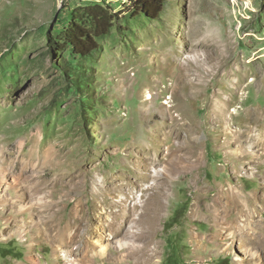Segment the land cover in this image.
Returning <instances> with one entry per match:
<instances>
[{
  "label": "rangeland",
  "instance_id": "obj_1",
  "mask_svg": "<svg viewBox=\"0 0 264 264\" xmlns=\"http://www.w3.org/2000/svg\"><path fill=\"white\" fill-rule=\"evenodd\" d=\"M93 4L112 26L76 55L65 30ZM196 55L191 91L173 63ZM186 139L200 161L154 213L138 177ZM0 164V264H264V0H165L156 18L129 0H0ZM227 189L259 225L229 231L235 210L212 208Z\"/></svg>",
  "mask_w": 264,
  "mask_h": 264
},
{
  "label": "bare ground",
  "instance_id": "obj_2",
  "mask_svg": "<svg viewBox=\"0 0 264 264\" xmlns=\"http://www.w3.org/2000/svg\"><path fill=\"white\" fill-rule=\"evenodd\" d=\"M198 41L199 42H197V44L199 46H201V47H206L207 44H209V43H207L208 42L207 39H202L201 41L200 40H198ZM221 42H222L221 40L218 42L219 46H220ZM173 65H176L179 68L178 70L180 72L181 80H183V82L185 84L189 85L190 90L193 91L194 90L193 86L195 85V83L193 85V83H191L192 81L189 82L190 81L189 80V75H190V72L193 70L192 68L195 65L202 66V63L199 61L198 55H196L194 58H186V60L184 62H179L178 63V61L175 60ZM199 69H200V67H199ZM236 71H238V73ZM236 71L235 72L237 74L240 73V75H241V77L236 82H234L235 86L233 87V89L236 87V91H237L239 89V86H240V81H242L243 78H244V73H243V71L241 69H236ZM194 74H196V73H194ZM200 74L201 73L198 72L196 76H199ZM232 91H234V90H232ZM152 96L153 95L151 94V92L147 91L146 99H151ZM233 100H234V93L233 94H229V96L226 98L225 101H223V103L216 102L215 105H214V110L216 112V115L218 117L222 116V114L226 111L228 105L231 102H233ZM171 106L172 105H169V107H168L169 110H170ZM169 110H167V112H165L166 116H168L170 118V120L172 119V121L175 123V120L178 117L175 118L173 114L171 115V112ZM183 112H185V111H183ZM185 113H187V112H185ZM184 118H185L184 116L182 118H180V119L183 120V121L181 120L183 123L181 122L180 126L183 125V126H188V128H190L191 124H189L188 122H185ZM247 129L243 130L242 132H238V135L240 137H244L248 133ZM187 133H189V132H187ZM186 141H188V140L187 139L185 140V143L183 144V147H182V151H184V152L173 153L172 151H169L168 155L166 154L167 158H165V161H166L167 164L163 165L160 169H157L158 163L156 162V160L153 159V157H151L150 158L151 165H152V163H154L155 165H153L152 168L149 170V174L147 173L145 175H139V177H138L140 179V181L142 180V181L145 182L143 190L151 191L150 194L148 193L149 195H152V196L155 195L154 201H153V198H152L149 202L145 200L146 202H144V204H143V206H146L147 208L153 207L152 210H154V213L158 212L160 203H162V202H160L161 199H162L161 197L163 196V192H164L165 187H167V185H168L167 183H168V178L170 177V175L174 171L179 170L180 168L198 164L199 161H200V157H201L200 155L201 154L200 155L197 154L198 153L197 149H191V147H188ZM188 144H190V143H188ZM189 146H191V145H189ZM153 147H154V144H153ZM190 155L191 156L193 155V157L195 156L194 160L193 159L190 160V157H189ZM143 160H144V162H140V160H139V164L140 163H144V165H147V162H146L145 158ZM0 173L9 174V170L4 165L0 164ZM155 188L158 189V190H155ZM0 192H2L1 189H0ZM141 197H142V195H141ZM118 201H119L120 204L124 203V201L121 199V197H120V199ZM250 201H251L250 197H248L247 195L243 196L242 193H239L237 191H231L230 189H227L226 191L220 190L218 196H216V198L213 201L212 208H213V210H215L216 208L221 207V205H222V208L226 212L227 211L231 212L232 210H235L236 215L234 216V218H232V219H230L228 221H225V223L227 225V228L229 229L230 232H233V230L236 231V230H239V229L247 230V229H249V225H254L255 223L257 225H259V223H260L258 220H256V219L253 220L251 218V215H252L253 212H252V209L250 207L251 206ZM137 202H138V200L136 199V203ZM232 213H233V211H232ZM66 230L67 229H64L63 232H62L64 235H66V233H65ZM250 239H252V238H249L248 240H250ZM254 240H255V238H254ZM256 244H257V242H256ZM120 245H123V244H120ZM100 246H102V245L100 244ZM101 248H105V246L104 247L102 246ZM103 250H105V249H103Z\"/></svg>",
  "mask_w": 264,
  "mask_h": 264
},
{
  "label": "trees",
  "instance_id": "obj_3",
  "mask_svg": "<svg viewBox=\"0 0 264 264\" xmlns=\"http://www.w3.org/2000/svg\"><path fill=\"white\" fill-rule=\"evenodd\" d=\"M129 2L135 13L142 12L150 18H156L162 11L165 0H129ZM72 16L74 19L65 30V38L74 54L86 56L97 48L96 38L108 32L115 14L100 4H93L77 8ZM80 16L91 17V26L80 22Z\"/></svg>",
  "mask_w": 264,
  "mask_h": 264
}]
</instances>
